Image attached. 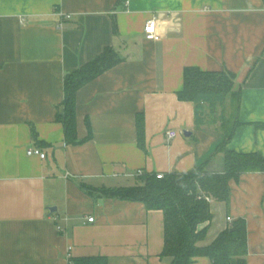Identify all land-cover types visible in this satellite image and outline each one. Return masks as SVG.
Masks as SVG:
<instances>
[{
	"label": "crops",
	"instance_id": "obj_1",
	"mask_svg": "<svg viewBox=\"0 0 264 264\" xmlns=\"http://www.w3.org/2000/svg\"><path fill=\"white\" fill-rule=\"evenodd\" d=\"M154 16L158 41L144 33ZM108 46L124 60L77 94L78 137L88 135L87 120L92 137L67 144L57 120L65 75ZM187 66L234 74L240 124L227 149L264 157V0H0V264H74L92 255L170 264L160 256L163 212L101 192L131 186L125 180L139 170L224 171L222 126L208 107L197 124L196 103L178 96ZM33 147L46 157L28 154ZM230 186L229 202L210 203L199 245L244 219L247 263L264 264V173L245 172Z\"/></svg>",
	"mask_w": 264,
	"mask_h": 264
},
{
	"label": "trees",
	"instance_id": "obj_2",
	"mask_svg": "<svg viewBox=\"0 0 264 264\" xmlns=\"http://www.w3.org/2000/svg\"><path fill=\"white\" fill-rule=\"evenodd\" d=\"M124 58L114 47H105L103 52L81 67L68 72L64 80L63 110L58 111L57 120L64 126L67 144H81L92 137L91 125L87 120L88 135L79 139L77 129V94L88 82L98 77ZM184 85L178 92L181 100L196 103V121L201 124L204 109L212 112L223 105L234 93V74L225 71H205L196 66H187L183 71ZM230 119V118H229ZM222 121L224 140L220 149L224 153L223 172H207L195 168L186 173H156L137 176L139 183L129 187L104 188L102 194L108 197L139 201L147 209L160 210L164 216V247L162 258L170 259V264H193L195 257H207L210 264H248L247 226L244 219H237L232 226L221 232L209 245L200 246L206 239L207 228L202 224L211 222V204L199 196L207 195L213 200L229 202L231 181H238L245 172H263L264 157L259 153L237 152L227 149V143L240 124L237 107L228 122ZM34 137L36 134L34 133ZM137 137L141 148L145 149L144 115H137ZM74 264H109L107 257L92 255L71 259Z\"/></svg>",
	"mask_w": 264,
	"mask_h": 264
},
{
	"label": "built area",
	"instance_id": "obj_3",
	"mask_svg": "<svg viewBox=\"0 0 264 264\" xmlns=\"http://www.w3.org/2000/svg\"><path fill=\"white\" fill-rule=\"evenodd\" d=\"M127 3L129 2V0H125ZM68 18L70 17L69 15L67 16ZM59 26H61V24H59ZM144 33L146 35V38L148 40H153V41H158L162 38V32L159 30V23L157 22V18L154 16L152 18H150L149 20H147L145 26H144ZM177 135V131L175 130H170L168 133H167V136L169 138H173ZM28 154L30 155H38L40 156L41 158H45L46 157V153H44L42 151L41 148L39 147H33V148H30L28 150ZM143 174L142 171H137L134 175L135 176H139ZM164 176V173H156V177L157 178H162ZM204 197L209 203H211L213 201V199L210 197V196H207V195H203V196H199V198H202ZM57 217H55V221H57ZM228 220L231 221V218L228 217ZM89 222H93L94 221V218L91 217L88 219ZM58 229L59 230H63V227L61 225H57Z\"/></svg>",
	"mask_w": 264,
	"mask_h": 264
},
{
	"label": "rangeland",
	"instance_id": "obj_4",
	"mask_svg": "<svg viewBox=\"0 0 264 264\" xmlns=\"http://www.w3.org/2000/svg\"><path fill=\"white\" fill-rule=\"evenodd\" d=\"M234 93L233 96L227 98L223 105L217 106L212 112L207 114V116H209L212 120L216 119L220 126H222L223 119L225 120L224 122H228V120H230L235 114L237 97L234 96ZM125 181H128V185L131 186L139 183L137 178H130Z\"/></svg>",
	"mask_w": 264,
	"mask_h": 264
},
{
	"label": "water",
	"instance_id": "obj_5",
	"mask_svg": "<svg viewBox=\"0 0 264 264\" xmlns=\"http://www.w3.org/2000/svg\"><path fill=\"white\" fill-rule=\"evenodd\" d=\"M159 30L162 32V29H161L160 24H159ZM184 133H185V135H189V134H190V133L187 132V131H185ZM55 210H57V208H55V207L50 208V211H51V212H54Z\"/></svg>",
	"mask_w": 264,
	"mask_h": 264
}]
</instances>
